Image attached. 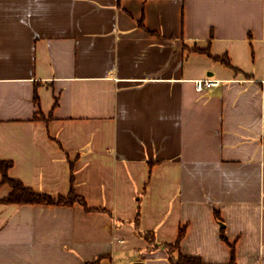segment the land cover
Here are the masks:
<instances>
[{
  "label": "crops",
  "instance_id": "0c3cea01",
  "mask_svg": "<svg viewBox=\"0 0 264 264\" xmlns=\"http://www.w3.org/2000/svg\"><path fill=\"white\" fill-rule=\"evenodd\" d=\"M0 159L92 208L2 183L0 264H264V0H0Z\"/></svg>",
  "mask_w": 264,
  "mask_h": 264
},
{
  "label": "trees",
  "instance_id": "16d2710c",
  "mask_svg": "<svg viewBox=\"0 0 264 264\" xmlns=\"http://www.w3.org/2000/svg\"><path fill=\"white\" fill-rule=\"evenodd\" d=\"M197 52L207 53L212 55L209 51V48H200L195 46L193 48ZM216 60L221 61L223 64L227 66H232L229 58L227 56H214ZM12 162L9 160H1L0 159V171L3 175V179L0 182L7 183L12 187V191L3 199L6 203H32V204H61V205H72L75 202H80L86 210H92L91 207L88 206L85 199L76 193L75 188L73 186L74 183V173H72L71 183L72 187L68 195H59L53 196L49 193L36 191L35 189L26 186L22 181L16 178H12L8 171L11 167ZM137 224H139V215L137 217ZM186 233L185 226H182L179 230L178 237L175 242L166 243L165 247L168 252V258L171 264H215V263H207L201 257L188 255L181 251V241L184 238ZM142 235L146 237L150 242H155V235L153 232H142ZM223 239H226V236L222 234ZM97 264V261H96ZM224 264H238L236 259V251L235 245H232L231 256L227 263Z\"/></svg>",
  "mask_w": 264,
  "mask_h": 264
},
{
  "label": "built area",
  "instance_id": "2783aa9c",
  "mask_svg": "<svg viewBox=\"0 0 264 264\" xmlns=\"http://www.w3.org/2000/svg\"><path fill=\"white\" fill-rule=\"evenodd\" d=\"M218 82H219L218 80L207 77V78H203V79H198L196 81V86H197V89L199 91H202L206 88L217 85Z\"/></svg>",
  "mask_w": 264,
  "mask_h": 264
},
{
  "label": "water",
  "instance_id": "95a60500",
  "mask_svg": "<svg viewBox=\"0 0 264 264\" xmlns=\"http://www.w3.org/2000/svg\"><path fill=\"white\" fill-rule=\"evenodd\" d=\"M135 264H142V262H136Z\"/></svg>",
  "mask_w": 264,
  "mask_h": 264
}]
</instances>
